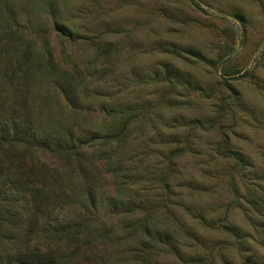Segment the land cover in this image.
Here are the masks:
<instances>
[{
  "label": "rangeland",
  "instance_id": "374dc122",
  "mask_svg": "<svg viewBox=\"0 0 264 264\" xmlns=\"http://www.w3.org/2000/svg\"><path fill=\"white\" fill-rule=\"evenodd\" d=\"M6 2L0 90L19 86L10 72L34 44L42 72L31 67L20 100L43 104V134L71 136L77 168L71 177L50 146H3L0 164L9 166L8 154L40 187L46 174L56 199L46 227L80 205L93 220L82 242L37 233L32 245L58 248L70 264H127L144 238L117 244L102 231L125 238L149 215L172 237L148 240L154 264H264V0H0L1 13ZM64 23L76 39L59 35ZM117 133L116 143L104 138ZM118 192L140 205L134 215L114 206Z\"/></svg>",
  "mask_w": 264,
  "mask_h": 264
},
{
  "label": "trees",
  "instance_id": "16d2710c",
  "mask_svg": "<svg viewBox=\"0 0 264 264\" xmlns=\"http://www.w3.org/2000/svg\"><path fill=\"white\" fill-rule=\"evenodd\" d=\"M4 7V11L0 12V18H2V14L8 15L7 19L13 18L9 14L12 5H8L6 2ZM4 27L6 26L1 28L3 29ZM57 31L59 35L70 39L77 38V33L65 23L60 25ZM6 33L13 38L16 32L6 30ZM27 48L23 52L22 59L18 61V64L10 72V77H17L19 80L17 81L19 86L16 85L13 92L6 94L0 90V148L3 149V146L18 147L22 152L28 153L47 146L55 147L56 152L68 163L72 173L71 177H74L77 168L74 159L76 148L74 149L71 146V136L68 137L64 131L59 132L60 125L53 127V130H55L53 131L54 135L56 132H59L57 135L61 134L59 139L57 135L54 137L50 131V133L43 134L42 126L37 125L35 119L36 112L43 108V104L33 99L32 96L28 97L25 95L24 100L22 98V101L20 100L19 93L24 90V87L29 90L26 85L30 81L29 71L31 67L36 65L38 72H42V65H40L38 55L39 49L34 44L29 45ZM62 93L67 102L76 107L75 97L68 88H63ZM120 137L121 134L117 133L113 137L106 136L104 138L109 143H116V140L119 141ZM5 151L11 152V149ZM112 156H114V152L108 161L114 168L113 175L117 179V177H120V173ZM6 158L10 159L7 160L9 166L7 167L3 163L0 164V264H70V259L67 256L63 257V259L58 248L54 249L48 246L43 250L32 245L36 238L34 235L42 233L46 235L45 238L50 242L63 245H74L84 241L92 235L91 229L93 225V220L86 214V208L84 209V205H80L78 212L69 220H62L54 224L48 223L50 227H46V222L52 215V206L56 202L54 196L45 192L51 186L47 181L48 177L40 170L38 174L43 178L42 187L35 185L26 177L24 168L21 165L8 157V154ZM12 161L17 164L15 167ZM119 188L120 186H118ZM121 194L118 192V196L116 195L113 198L114 200H120L121 204L116 201V203L113 202V199L110 198L111 204L113 202L116 208H120V213L122 214L131 213L134 215L135 210L140 205L131 197H129V200H125L121 197ZM95 196L94 193H91L90 198L93 199V204ZM59 197H62L69 204L67 199L72 197V192L62 187ZM151 225L149 215H146L144 220L130 223L123 229L124 234H126L125 238L122 237L121 233H114L107 228L102 231V234L117 244H123L126 241L130 243L132 237L138 240L144 238L143 241H140L138 245L140 247H137L132 258L128 259L127 264H154L149 259L153 245L148 240L152 238V241L160 243L159 239L163 243H167V240L172 237L169 236L168 239H165L163 232H161L162 229L154 231ZM141 233H144V235L141 236ZM122 239H125V241H122Z\"/></svg>",
  "mask_w": 264,
  "mask_h": 264
}]
</instances>
